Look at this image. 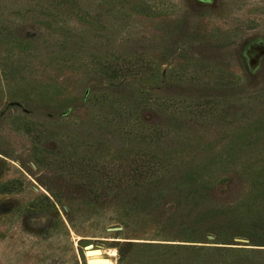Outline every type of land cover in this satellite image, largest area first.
<instances>
[{"label":"rangeland","instance_id":"obj_1","mask_svg":"<svg viewBox=\"0 0 264 264\" xmlns=\"http://www.w3.org/2000/svg\"><path fill=\"white\" fill-rule=\"evenodd\" d=\"M90 245L264 264V0H0V264Z\"/></svg>","mask_w":264,"mask_h":264},{"label":"bare ground","instance_id":"obj_2","mask_svg":"<svg viewBox=\"0 0 264 264\" xmlns=\"http://www.w3.org/2000/svg\"><path fill=\"white\" fill-rule=\"evenodd\" d=\"M86 255L89 264H114L111 258L104 256L102 250L95 249V247L91 245L86 248ZM110 256L114 257L115 252L113 251Z\"/></svg>","mask_w":264,"mask_h":264}]
</instances>
